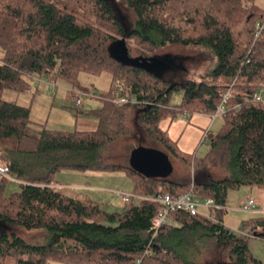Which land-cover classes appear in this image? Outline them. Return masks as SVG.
I'll return each instance as SVG.
<instances>
[{"label": "trees", "instance_id": "trees-1", "mask_svg": "<svg viewBox=\"0 0 264 264\" xmlns=\"http://www.w3.org/2000/svg\"><path fill=\"white\" fill-rule=\"evenodd\" d=\"M121 5L134 14L133 23L122 21L117 0H0V158L20 180L19 190L10 193L9 180H0V264H9L8 257L11 264H204L201 255L212 250L220 258L215 264H262L248 239H264V215L242 221L238 231L248 236L223 223V209L212 210V217L176 211L170 224L155 231L158 203L134 199L108 211L99 201L53 186L62 169L122 171L133 193L192 190L222 206L230 188L264 186V103L253 98L264 85V34L254 40L264 8L256 0ZM121 38L127 60L112 50ZM172 45L200 51L206 72L183 81L157 73L152 55ZM104 71L110 83L106 92H94L102 106L89 110L98 119L92 131L50 130L32 121L28 106L2 98L5 90H30L33 77L63 79L72 95L75 88L88 92L80 73ZM228 90L226 112L217 131L207 134L204 155L181 151L159 127L180 115L212 116ZM115 92L137 102L115 103ZM174 92L182 96L172 104ZM135 124L187 171L183 181L143 176L128 162L90 164L101 157L98 150L130 136Z\"/></svg>", "mask_w": 264, "mask_h": 264}, {"label": "rangeland", "instance_id": "rangeland-1", "mask_svg": "<svg viewBox=\"0 0 264 264\" xmlns=\"http://www.w3.org/2000/svg\"><path fill=\"white\" fill-rule=\"evenodd\" d=\"M119 7H120V15L123 22H126L127 24H131L134 22L135 17L132 11L128 9L126 6L121 5V0H117ZM256 4L260 5L264 8V0H256ZM68 10L74 12L75 14L81 15V13L77 10L72 8L71 6H67ZM100 25V24H99ZM121 39H118L116 42L112 45L113 53L116 55V57L123 59V49L121 48V45L119 43ZM133 40H130L129 43H132ZM148 50V49H147ZM0 52L3 55V50L0 48ZM200 51L195 49H188L181 47L180 45H172V46H166L162 48L161 50H157L156 54L152 55V60L154 65L153 69L161 76H164L165 78L171 79L172 81H183L187 78H200L205 72H206V65L204 64L202 57L200 55ZM164 56L169 57L171 61H167ZM57 84V91H56V101L55 104L51 102L52 95H49L45 93V96L43 99H39L36 96L38 95L37 92H35V87L32 85L31 89L23 92L18 93L12 90H5L3 92L2 98L7 101H13L16 102L19 105L28 106L30 105L33 108L34 113L39 112L44 114V116H47L50 120V126L56 127V129H64L68 131H72L74 127V115H76V105L75 102L72 100V97H70L68 90H72L71 86L66 83L63 79H56ZM110 83V73L109 72H102L99 75H92L88 73H80L79 75V84L80 86L86 87L90 92H96V93H104L108 90ZM75 91H79V89L75 88ZM181 92H174L171 103L175 104L178 103L181 100ZM50 98V99H49ZM86 100H94L95 97H84ZM49 99V100H47ZM94 101L99 102L100 100L95 99ZM52 103V107H50V111L48 112L49 104ZM100 103V102H99ZM62 105H65L66 107H62ZM39 106V107H38ZM44 107L47 109L44 110ZM89 107V106H85ZM83 109V108H82ZM36 111V112H35ZM32 119V116H31ZM178 118H176L177 120ZM33 120V119H32ZM34 121V120H33ZM220 124V120H217V124ZM69 124V126H67ZM61 126V127H60ZM138 126V125H137ZM218 129V128H217ZM217 129L215 131H217ZM142 146V147H152L153 141L150 140L144 131L142 129H139L138 127L133 126L132 127V134L126 138H123L119 141H116L114 144L108 145V147L105 149L98 150L99 157L98 159H94L93 162L90 164L95 165H109L113 163H129V157L132 149L135 147ZM156 146V145H155ZM207 149L206 145H202L201 152L199 153L200 156L205 154V150ZM171 163L173 165L172 172L168 175L170 179L177 180V181H183L186 178L187 171L181 166V164L171 158ZM63 170V169H62ZM97 174H96V173ZM103 174V175H100ZM75 176V180L77 182H84L87 181L91 185H94L95 183L101 184L103 187H108L107 189L110 190L111 194H114L112 196L115 197V202L113 203V207L110 205H103L104 209L108 211H119L122 209V207H125L121 205L120 200L116 199L117 195L116 193L122 192L118 189L113 188V186L116 185L114 181L111 179H108L110 176L109 172L101 171V170H73V169H65L64 175L61 176ZM60 178H64L61 177ZM98 176V177H97ZM101 176V177H100ZM59 178V176H56ZM19 190V183L9 180L7 187H6V193H10L13 191ZM110 194V195H111ZM119 196V195H117ZM248 197H251L253 199H264V186H247V185H239L233 188H230L227 194V203L230 206H239V204L242 201H245L248 199ZM120 207V208H119ZM258 208V205H257ZM203 212H208L206 209H201ZM238 210L231 211L227 210L224 212L223 216V223L230 228L233 231H238L239 226L242 224V220H240V216L246 215L245 219L253 218V217H260L264 215V211H252V212H241L239 214ZM235 223V221H239V223L235 226L233 224H230L229 221ZM201 232H199L200 234ZM192 236V235H191ZM194 236V235H193ZM192 236V237H193ZM249 241H251V248L254 251V253L258 256H264V239L258 238V237H251L249 238ZM201 244L209 245L207 239L202 240L200 242ZM213 251V250H212ZM210 252L209 254H203L201 255L200 259L202 263L207 264H215L220 260L219 254L215 252ZM204 256V258H202ZM256 257V256H255ZM258 259V257H256ZM261 260V259H259ZM6 262L11 264L12 259L7 258ZM262 264L263 261L261 260ZM52 264H65L58 261H52Z\"/></svg>", "mask_w": 264, "mask_h": 264}, {"label": "crops", "instance_id": "crops-1", "mask_svg": "<svg viewBox=\"0 0 264 264\" xmlns=\"http://www.w3.org/2000/svg\"><path fill=\"white\" fill-rule=\"evenodd\" d=\"M1 57H2V53L0 52V58ZM56 91H57V88L54 92H50L49 86L47 84H44L42 86V88H40V89L35 88V92L38 93V95L36 96L37 98L43 99L45 93H47L49 95H52L51 102L54 104L56 101V95H55ZM68 93H69L70 97H72V100L75 101L71 90H68ZM45 96H47V95H45ZM49 99H47V100H49ZM95 99H97V98H95ZM94 100H92V99L86 100L85 99L82 102L80 108L78 110L76 109L77 113H76V115H74L75 122H74V127H73L72 131L73 130L92 131V130H95L97 128L98 119L96 117H94L93 115H91L89 113V110L100 108L102 106V101L100 100L99 101L100 103H99V102H96ZM52 103L49 104L48 112L50 111V107L53 106V105H51ZM85 106H89V107H85ZM62 107H66V106L62 105ZM29 108H30V115L32 116V119L34 120V122L39 123V124L43 125L44 127L48 128L50 130L68 131V130H64V129H56V127L50 126V120L48 119L47 116H44V114L41 115V113L36 112V111H35L36 113H34L31 105ZM45 109H47V107L46 108L44 107V110ZM177 118H178L177 120H176V118L175 119H171V118L163 119L160 121L159 127L163 131L167 132L170 139H172L173 141L176 142L177 147L181 151H183L185 153H189V154L196 153V155L200 156L199 153L201 152L202 145H206L208 148V141L207 142L202 141V137L204 134L207 135L210 132H215V130L217 128H219V126L221 124V120H220L219 116L218 117H212L210 115L203 114V113H193V114L188 115V116L180 115ZM217 120H220V124L219 123L217 124ZM67 126H69V124ZM134 126L137 127L136 124ZM139 129H141V128H139ZM155 145L156 144L153 142L152 147L157 148L158 146L157 145L155 146ZM206 151H207V149L205 150V152ZM64 171H65V169L60 170L56 173L55 178H54L55 184L53 186H55L56 188L60 189L61 191L65 192L71 196H74L77 198L89 197L93 200H96V201L103 203V205L107 204V205H110L111 207H113V203L116 200H115V197L112 196L114 194H111L110 190L107 189L108 187H103L101 184H97V183H95L94 185H91L87 181L77 182L75 180V176H71V175L65 176V177L61 176V175H64ZM106 172H109L110 176H105V177H109L108 179H111L112 181H114L116 183V185L113 186V188L118 189L122 192H133V184L124 172H122V171H106ZM100 175H103V174H100ZM56 176H59V178H57ZM60 176L64 177V178H60ZM116 194L119 195L118 192ZM117 195H115L117 197L116 199L120 200L121 205L124 206V203L122 202L120 196H117ZM248 199H253V198L248 197ZM253 200L255 203V210L254 211H257V210L258 211H264V199H261V200L253 199ZM257 205H258V208H257ZM224 206L226 207L224 212H226L227 210H231V211L238 210L239 212L236 214H239L241 212H248V211H242V210L238 209L237 206H230L227 203V200H226V204ZM123 208L124 207H122V209ZM122 209H120V210H122ZM223 216H224V213H223ZM223 216H222V218H223ZM245 216L246 215H242L238 218H240V220L243 221L245 219ZM235 222H236V225L239 223V221H235ZM229 223L235 225V223L231 222V220L229 221ZM238 228H240V226ZM250 243H251V241H249V239H248V246H249L251 253L254 256L258 257V259H261L264 263V256L260 257V256L256 255L254 253V251L252 250Z\"/></svg>", "mask_w": 264, "mask_h": 264}, {"label": "built area", "instance_id": "built-area-1", "mask_svg": "<svg viewBox=\"0 0 264 264\" xmlns=\"http://www.w3.org/2000/svg\"><path fill=\"white\" fill-rule=\"evenodd\" d=\"M264 34V20L258 21L255 24V31H254V40L258 39L260 36ZM237 79H234L232 84L236 83ZM44 84L49 86L50 92H54L56 89L55 78L49 76L47 78H40V77H33V85L35 88H42ZM232 92L230 90L226 91L221 101L212 115V117L221 116L226 112V101L231 97ZM73 96L75 99L76 109L78 110L85 100L84 97H95L94 92H86V91H73ZM253 98L257 102L264 103V85L260 86L258 90L254 93ZM113 101L118 104H123L126 102L136 103L135 97L127 98V96L120 95L118 92L114 93ZM202 141L207 142V135L204 134L202 137ZM6 178L8 180H12L15 182H20V180L10 173L9 170V162L0 158V180ZM122 202L124 204L129 203L134 199L138 200H149L159 204L158 211L152 217V227L155 231L160 229L163 226H166L171 223V214L176 211L187 212L191 215H204L208 217L213 216V211L215 209H223L225 210L226 207L216 204L212 198H199L197 197L192 190L179 193L177 195H172L167 192H158L154 195H140L133 192H119L118 193ZM206 209L208 212H203L201 209ZM238 209L242 211L252 212L255 210V203L253 199H247L241 202L238 206ZM239 234L248 236L247 232L237 231ZM140 260H137L135 264H139Z\"/></svg>", "mask_w": 264, "mask_h": 264}, {"label": "water", "instance_id": "water-1", "mask_svg": "<svg viewBox=\"0 0 264 264\" xmlns=\"http://www.w3.org/2000/svg\"><path fill=\"white\" fill-rule=\"evenodd\" d=\"M119 43L123 49V59L127 60L126 51H124V38H121ZM129 166L143 176L155 178H166L173 170L169 156L155 147L138 146L132 149Z\"/></svg>", "mask_w": 264, "mask_h": 264}, {"label": "flooded vegetation", "instance_id": "flooded-vegetation-1", "mask_svg": "<svg viewBox=\"0 0 264 264\" xmlns=\"http://www.w3.org/2000/svg\"><path fill=\"white\" fill-rule=\"evenodd\" d=\"M167 61H171L170 59H169V57H164Z\"/></svg>", "mask_w": 264, "mask_h": 264}]
</instances>
